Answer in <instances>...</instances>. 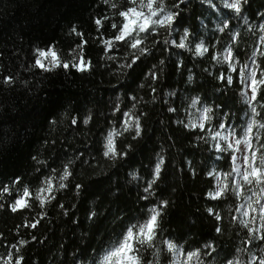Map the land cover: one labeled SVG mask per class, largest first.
<instances>
[{
    "label": "trees",
    "instance_id": "obj_1",
    "mask_svg": "<svg viewBox=\"0 0 264 264\" xmlns=\"http://www.w3.org/2000/svg\"><path fill=\"white\" fill-rule=\"evenodd\" d=\"M166 2L171 6L174 0ZM212 3L215 7L207 0H184L177 9L180 13L179 22L171 38L179 42L183 27L190 31V38L186 41L188 48L174 49L183 64L177 67L174 63L177 55L156 51L147 67L158 63L161 58L166 59L165 70L160 74L159 81L144 77L132 84L123 75L117 79V70L125 59L124 52L117 49V59L108 60L97 42L101 35L112 32L105 24L104 33H98L90 19L100 14L111 15L103 0H0V73H20L14 86L0 87V183H9L14 176L20 175L35 190L37 176L40 175L35 169L39 168L41 172L47 169L33 161V156L39 161H47L50 168L57 169L65 157L72 158L80 153L86 159L97 156L102 137L108 131L114 128V136L116 132L123 131L111 111L117 97L122 106L127 103L123 95L126 88L122 85L136 88L135 94L140 102L133 112L148 114L144 121L147 127L145 138L130 159L117 162L114 166L111 161H99L100 166L96 170H103L106 174L110 172L111 185L104 182L97 190L85 193L75 200L72 192L57 193L66 206L72 203L77 205L70 208L76 223L72 222L71 216L60 215V210L53 203L47 206L48 215L37 229L20 227L17 233V225L37 218L41 211L38 203L34 202L31 210L22 213L0 210V233H3V238H0V255H4L12 245L18 244L20 239H27L29 244L21 249V254L25 257L24 264H74L73 253L77 248L89 246L91 254L92 249L106 246L110 242L113 226L106 221L98 231L90 226L86 212L91 207H96L101 212L110 210L111 219V215L117 212L118 205L112 202L108 189L111 187L115 191L118 184L122 190L121 200L132 209L130 214L135 215L136 209L141 205L137 197L142 194L145 182L150 178L148 172L152 163L158 159L157 153L165 155L167 161V181L160 185L159 194L173 202L164 220L165 234L171 231L174 238H180V243H187L192 247L202 246L205 241L215 239L217 252L211 257L209 264H223L226 253L240 246L243 232L229 224L227 219L232 210V199L218 205V210L225 216L223 235H217L213 220L205 212V208L212 205L203 193L213 189L216 180L204 175V171L215 168L226 172L229 170L228 165L223 159H217L219 154L211 150V141L206 146L203 141H197L195 136L189 138L186 131L175 123L177 119L188 122L194 115H199L195 109L186 110L190 103L186 98L197 94L206 97L209 104L215 101L227 105L232 112L230 123L237 124V116L243 119L244 113L238 111L242 105L233 95L235 88L224 91L223 95L214 90L216 82L211 74L215 73L218 66L208 60L207 54L204 57L193 55L194 45L201 39L205 43L210 41L215 44L214 36L224 37L217 26L228 16L232 17L233 29L243 32L239 44L241 53L248 51L250 54L257 37L244 28L243 18L228 9L224 0H212ZM261 4H264V0H252L251 7L244 14L253 24L258 22L254 13ZM71 25H77L86 34L88 44L84 51L92 60L94 71L83 75L75 71L66 75L60 71L48 78H44L39 70H34L33 74L23 71L21 65L32 55L30 47L36 45L55 44L57 51L65 50L62 55L70 57L67 49L70 45L75 47L76 42L75 35L70 34ZM167 36L168 33L161 29L158 39L162 40ZM148 46L152 47L151 44ZM143 70L146 71L147 68L144 67ZM190 72L193 83H186ZM25 80L28 81L27 84L24 83ZM141 83H144L142 89L139 88ZM149 84L157 88L156 93L149 90ZM170 92L177 95L170 96ZM153 96L156 97L155 100L152 99ZM173 101V106L179 109L175 114L167 112L166 107ZM88 112L94 117L89 125L70 126L71 115L78 114L82 118ZM53 119L56 123L50 125L49 122ZM125 136L127 133L116 139L124 143L127 142ZM97 159L99 160L98 156ZM187 160L196 168V176L189 173ZM76 167L78 173L84 171L79 165ZM91 171L88 168L85 176ZM132 171L139 173L137 180L129 175ZM82 178L78 174L75 179L78 181ZM192 225L194 227H190ZM33 232L43 243L31 240L30 234Z\"/></svg>",
    "mask_w": 264,
    "mask_h": 264
},
{
    "label": "snow or ice",
    "instance_id": "obj_2",
    "mask_svg": "<svg viewBox=\"0 0 264 264\" xmlns=\"http://www.w3.org/2000/svg\"><path fill=\"white\" fill-rule=\"evenodd\" d=\"M207 2L215 7L212 0ZM224 2L228 9L243 18L244 28L257 37L253 41L250 54L248 51L241 53L239 44L243 32L233 29L232 17L228 16L217 26V30L223 33L224 37L214 36L215 44L199 40L194 45L193 55L204 57L207 54L208 60L218 66L215 73L211 74L216 82L214 90L223 95L224 91L235 88L233 95L242 105L238 111L244 113L243 119L237 116L238 123H230L232 112L227 105L215 101L209 104L206 97L197 94L186 98L190 100L186 110L195 109L199 113L197 120L190 118L185 122L177 119L175 123L186 131L189 138L195 136L197 141H203L206 146L211 141V150L219 154L217 159H223L228 165L229 170L226 172L217 171L215 168L204 171V175L216 180L215 187L203 193L212 205L207 206L205 212L213 220L214 231L218 236L223 235L225 216L218 210V205L232 199L233 206L227 217L228 223L243 232L240 246L226 253L223 264H264V4L256 9L254 15L258 17V22L253 24L249 17L244 15L251 7L252 0ZM183 3L184 0H174L169 6L166 0H103L111 15L100 14L90 19L98 33H104L105 24L112 29L110 34L101 35L97 41L108 60L117 59V49L124 52L125 59L117 70L118 80L123 75L124 79L132 84L144 77L158 82L160 74L165 70L166 59L161 58L158 63L147 67L148 61L154 58L156 51L177 55L174 63L177 67L183 64L174 49L188 48L186 41L190 38V31L183 27L179 42L171 38L179 22L180 13L177 9ZM161 29L168 33V36L159 40ZM70 34L76 37L75 47L70 45L67 49L70 57L62 55L65 50L57 51L55 44L36 45L30 47L32 55L21 65L23 71L33 74L34 70H39L44 78L60 71L66 75L73 71L82 75L94 71L93 62L84 51L88 44L86 34L80 31L77 25L70 26ZM149 44L152 47H149ZM113 67L115 68V65ZM144 67L147 68L146 71L143 70ZM19 76V72L0 73V87L14 86ZM24 83L27 84L28 81L25 80ZM144 83H141L139 88L142 89ZM186 83H193L191 72ZM122 87L126 88L123 95L127 103L122 106L120 98L117 97L111 111L123 131L116 132L114 136L113 128L102 137L101 147L97 150L99 160L97 156L86 159L85 155L80 153L72 158L65 157L57 169L50 168L47 161H39L33 156V161L39 163L41 168L47 169L43 172L39 168L35 169L40 173L35 190L31 184L25 183L20 175L14 176L9 183H0V210L14 214L27 212L33 208L34 202L38 203L41 209L37 218L25 220L22 225H17V233L20 227L37 229L48 215L47 206L53 203L60 210V215L71 216L72 222L76 223L70 208L77 205L72 203L66 206L57 193L72 192L75 200L85 193L97 190L104 182L111 185V173L96 170L100 166L99 161H111L114 166L117 162L130 159L138 150L147 131L144 121L148 114L133 112L140 102L135 94L136 88L129 85ZM148 88L153 93L157 92V88L151 84ZM169 95L174 96L177 93L170 92ZM152 99L155 100L156 97L153 96ZM37 101L39 102L38 96ZM174 103L173 101L166 105L167 112L175 114L179 111L173 106ZM128 104H131V107H128ZM93 118L91 112L82 118L78 114L71 115L70 126H87ZM49 123L55 124L56 120L53 119ZM125 133L127 142L122 143L116 139ZM157 156L158 159L152 163L148 172L150 178L146 180L142 194L137 197L141 205L136 209L135 215L130 214L132 209L121 200L122 190L118 184L115 191H112L111 187L108 189L112 202L118 205L117 212L111 215V219L110 210L101 212L96 207L89 208L86 219L90 226L99 231L100 226L107 221L113 226L112 236L106 246L92 249L91 254L88 251L89 246L77 248L73 253L74 264H193V261L195 264H209L211 257L217 252L215 239L205 241L202 246L192 247L187 243H180V238H174L171 231L165 234L164 220L173 202L159 194L160 185L167 181V161L165 155L157 153ZM186 163L189 165V173L196 176L197 171L192 167V162L187 160ZM77 165L84 171L78 173ZM88 168L92 171L85 176ZM78 174L83 178L77 181L75 178ZM129 175L133 180L139 178L137 171H132ZM209 183L211 184V180ZM30 235L32 241L43 243L34 232ZM0 238H3V233H0ZM27 244L29 240L20 239L18 244L6 249L5 254L0 255V264H24L25 257L21 254V249Z\"/></svg>",
    "mask_w": 264,
    "mask_h": 264
},
{
    "label": "rangeland",
    "instance_id": "obj_3",
    "mask_svg": "<svg viewBox=\"0 0 264 264\" xmlns=\"http://www.w3.org/2000/svg\"><path fill=\"white\" fill-rule=\"evenodd\" d=\"M229 2H231V0H229ZM198 116H199V115H198ZM198 116H197V115H194L193 118H192V120H193V121L197 120ZM193 264H195V261H193Z\"/></svg>",
    "mask_w": 264,
    "mask_h": 264
}]
</instances>
